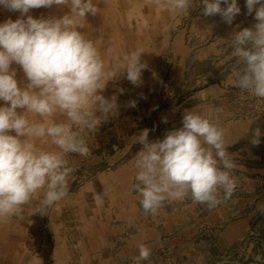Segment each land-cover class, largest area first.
Returning <instances> with one entry per match:
<instances>
[{
	"label": "clouds",
	"instance_id": "obj_1",
	"mask_svg": "<svg viewBox=\"0 0 264 264\" xmlns=\"http://www.w3.org/2000/svg\"><path fill=\"white\" fill-rule=\"evenodd\" d=\"M149 2L175 17L188 13L196 0ZM199 3L205 16L218 14L229 25L241 11L237 0ZM53 5L69 11L60 18L28 15L30 9ZM97 5L98 0H0V7L21 14L15 21L0 23V101L4 102L0 106V223L22 217L24 206L33 200L39 201L35 211L43 214L65 198L73 172L68 155H90L89 134L117 111V97L106 99L101 94L108 82L126 74L133 85L142 83L147 67L141 62L143 51L108 61L81 31L86 16L100 12ZM246 8L249 15L255 12L257 22L236 32L230 41L235 58L232 77L242 91L264 99V0H246ZM13 64L20 66L26 83L18 82ZM127 106L134 108L136 102ZM260 136L256 128L251 143L259 144ZM137 142L141 148L134 161L136 182L129 192L140 196L145 214L155 216L165 201H180L189 194L209 210L232 197L236 165L227 151L224 129L209 117L188 110L182 127L168 131L162 140L150 142L145 129ZM138 249L133 264L151 256L146 244Z\"/></svg>",
	"mask_w": 264,
	"mask_h": 264
},
{
	"label": "rangeland",
	"instance_id": "obj_2",
	"mask_svg": "<svg viewBox=\"0 0 264 264\" xmlns=\"http://www.w3.org/2000/svg\"><path fill=\"white\" fill-rule=\"evenodd\" d=\"M111 2L115 4L114 17L118 22L114 33L108 26L106 37L111 41L108 39V45L112 48L114 43L121 46V34L130 31L131 45L138 49L136 40L141 34L142 45L145 43L146 46V55L141 54V62L147 67L142 71L139 86L121 75L108 83L101 93L106 99L117 97V111L102 120L94 134H89L90 155H68L69 165L73 168L69 188L84 190L98 173L112 166L116 168L124 158V146L129 139L135 138V129H150V142L162 140L168 131L182 127L186 111L200 113L224 129L225 145L236 165L232 170L236 188L230 199L214 209L197 203L193 217L189 214L187 221L183 217L177 219L180 226L172 233L162 228L164 232L156 256L163 254L171 259L183 256V264H264V211L260 210L264 206V99L235 85L232 77L235 58L231 56L230 46L236 32L257 22L255 12L247 14L246 0H237L241 9L237 15L244 19L240 24L212 22L204 27L200 22L203 11L199 0L188 13L175 17L149 0ZM68 11L66 6L53 5L30 9L28 15L37 19L62 17ZM20 15L19 11L0 7V23L8 19L15 21ZM96 34L99 40L100 32L96 31ZM129 101H135L136 107L127 106ZM140 111L143 117L138 122ZM97 115L101 114L98 112ZM128 119L134 122L128 124ZM123 123L127 124L128 135L123 131ZM109 128H114L115 135L103 133ZM256 128L260 129L261 136L259 144L254 145L251 140ZM102 133L105 137H101ZM102 152L118 161L112 165L106 157L93 158L95 153ZM191 199L186 197L185 202ZM33 201L21 242L28 253H37L47 260L49 244L54 240L49 225L53 206L40 214L35 211L39 201ZM164 206L168 211L176 207ZM217 209L220 215L216 214Z\"/></svg>",
	"mask_w": 264,
	"mask_h": 264
},
{
	"label": "crops",
	"instance_id": "obj_3",
	"mask_svg": "<svg viewBox=\"0 0 264 264\" xmlns=\"http://www.w3.org/2000/svg\"><path fill=\"white\" fill-rule=\"evenodd\" d=\"M114 5L111 0H98L97 6L100 12L95 16L88 14L85 27L81 31L96 42L102 56L108 61L116 55L122 56L131 52L132 49L142 48V54L146 55V46L145 43L142 45L141 34L136 40V46L140 48L136 49L134 44L131 45V39L128 38L130 31L121 34L123 36L119 41L121 46L114 43L112 48L108 45V39L110 41V38L106 37L109 31L108 26L113 28L110 31L113 30L114 33L118 22L114 17ZM221 7H226V5L222 3ZM203 8L202 4V11ZM52 17L60 18L61 16ZM242 20L244 19L241 16L236 15L232 24H240ZM200 22L204 27L210 26L212 22H218L219 25L227 24L218 14L210 17L203 14ZM96 31L100 32L99 40H97ZM117 31L119 32L118 29ZM12 67L16 69L18 82L26 83L20 66L13 64ZM108 83L111 84V81ZM3 104L4 102L0 101V106ZM142 117V111L138 112V122L142 121ZM57 119L59 120V117ZM131 122H134L133 119H128V124ZM123 125V131L128 135L129 131L125 128L127 124L123 123ZM145 129L148 130L149 136L152 132L148 128L134 130L135 138L129 139V143L124 146L122 152L124 158L116 164V168L112 166L98 173L84 190L73 191L69 188L68 195L53 205L49 225L54 240L52 244H49L47 260L37 253H28L21 242L32 210L30 205L34 201L24 206L22 217H12L7 223H0V264H133V258L138 256V245L141 243L146 244L151 250L149 260L142 264H183V256L177 255L176 258L171 259L163 254L156 256V253L160 248L162 233L164 231L172 233L173 229L180 226L177 219L183 217V220L187 221L189 214L193 217L198 208L197 203L192 199L186 202L185 199L165 201L164 204L175 205L174 210L168 211L163 204L153 216L145 214L139 203L140 196L135 192H129L132 184L136 182L134 161L141 148L137 142V136ZM103 133L108 136L115 135L116 132L114 128H109ZM103 133L101 137H105ZM138 146L140 148H137ZM94 157H106L112 165L118 161L111 160L112 156L103 152L95 153ZM69 180L70 176L68 183L71 186ZM187 197L191 198V195ZM215 211L216 214L220 213L218 209Z\"/></svg>",
	"mask_w": 264,
	"mask_h": 264
}]
</instances>
